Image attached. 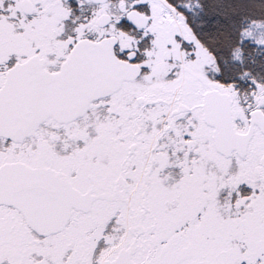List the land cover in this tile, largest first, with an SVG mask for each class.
I'll return each mask as SVG.
<instances>
[{
	"label": "snow or ice",
	"instance_id": "obj_1",
	"mask_svg": "<svg viewBox=\"0 0 264 264\" xmlns=\"http://www.w3.org/2000/svg\"><path fill=\"white\" fill-rule=\"evenodd\" d=\"M0 264H264V0H0Z\"/></svg>",
	"mask_w": 264,
	"mask_h": 264
}]
</instances>
